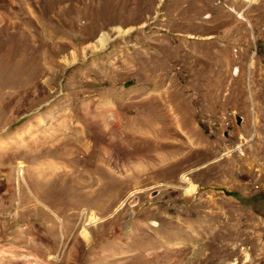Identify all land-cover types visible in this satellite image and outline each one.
Segmentation results:
<instances>
[{
  "label": "rangeland",
  "instance_id": "1",
  "mask_svg": "<svg viewBox=\"0 0 264 264\" xmlns=\"http://www.w3.org/2000/svg\"><path fill=\"white\" fill-rule=\"evenodd\" d=\"M0 264H264V0H0Z\"/></svg>",
  "mask_w": 264,
  "mask_h": 264
},
{
  "label": "bare ground",
  "instance_id": "2",
  "mask_svg": "<svg viewBox=\"0 0 264 264\" xmlns=\"http://www.w3.org/2000/svg\"><path fill=\"white\" fill-rule=\"evenodd\" d=\"M75 145H77V144H75ZM80 145V144H79ZM78 147V146H77ZM78 151V150H77ZM86 152V151H85ZM84 154V153H83Z\"/></svg>",
  "mask_w": 264,
  "mask_h": 264
}]
</instances>
